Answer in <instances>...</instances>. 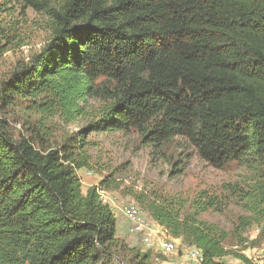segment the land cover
I'll use <instances>...</instances> for the list:
<instances>
[{
    "label": "trees",
    "instance_id": "1",
    "mask_svg": "<svg viewBox=\"0 0 264 264\" xmlns=\"http://www.w3.org/2000/svg\"><path fill=\"white\" fill-rule=\"evenodd\" d=\"M12 4L43 15L50 39L0 97L4 109L26 102L45 124L26 138L0 120V264H151L99 200V188L119 184L82 189L93 133L135 132L160 155L180 138L215 169L247 167L253 185L233 194L264 224V0H3L0 61L12 43L2 19ZM56 116L89 123L54 144L46 122ZM139 200L204 264L229 256L253 264L226 248L230 234L199 219L220 210L218 199ZM250 226L242 219L236 229L241 244Z\"/></svg>",
    "mask_w": 264,
    "mask_h": 264
},
{
    "label": "rangeland",
    "instance_id": "2",
    "mask_svg": "<svg viewBox=\"0 0 264 264\" xmlns=\"http://www.w3.org/2000/svg\"><path fill=\"white\" fill-rule=\"evenodd\" d=\"M3 0H0V4ZM7 25L11 45L9 51L0 61V97L4 83H8L13 72L31 62L42 52L50 39L47 19L35 13L32 9L25 12L18 5L9 6L2 13ZM0 105V120L5 121L16 137L31 138L34 130L45 126L42 116L30 111L26 102L18 101L15 105L2 108ZM89 121L80 120L69 124L59 117H53L46 122L52 132V142L61 143L67 137L76 135ZM89 146L85 148L90 156L91 168L78 172L83 180L86 171L92 172V177L102 181L108 178L119 184L115 190L109 191L120 203L135 202L141 205V199L148 202L181 200L188 207L200 193H206L211 198L218 199V211L201 214L199 219L230 234L226 248L236 253H243L256 264H264V224L258 225L253 214L246 209V202L233 194L238 189L249 191L255 180L253 172L238 163H231L223 169H215L203 162L196 151L184 139L177 138L166 145L163 152L156 154L146 146L142 138L135 132L124 133H93L89 136ZM177 170V172H176ZM178 171H181L178 173ZM143 208V206L141 205ZM147 218L150 214L142 209ZM242 219H249L251 226L243 235L247 242L241 244L236 229H239ZM135 232L134 225L129 223ZM157 226V224L154 222ZM260 228V233H256ZM159 229V228H158ZM160 234L177 246V253L165 256L157 249L149 250L138 236L136 246L140 253L151 254V264H194L189 253L192 245L183 238H173L168 232L159 229ZM224 264H244L233 256L222 260Z\"/></svg>",
    "mask_w": 264,
    "mask_h": 264
},
{
    "label": "built area",
    "instance_id": "3",
    "mask_svg": "<svg viewBox=\"0 0 264 264\" xmlns=\"http://www.w3.org/2000/svg\"><path fill=\"white\" fill-rule=\"evenodd\" d=\"M85 174L87 176H93V173L89 171H86ZM97 193L102 204L110 206L114 212H122L125 219L134 225L135 233L142 237V243L149 250L157 249L165 256H173L177 253L176 244L162 236L163 234H160V228L156 227L154 222L147 218L146 214L137 203H120L109 191L102 188H99ZM256 233H260V228H257ZM189 256L194 264H204L203 252L200 249L192 247ZM173 264L178 263L174 262ZM253 264L256 263L253 262Z\"/></svg>",
    "mask_w": 264,
    "mask_h": 264
},
{
    "label": "crops",
    "instance_id": "4",
    "mask_svg": "<svg viewBox=\"0 0 264 264\" xmlns=\"http://www.w3.org/2000/svg\"><path fill=\"white\" fill-rule=\"evenodd\" d=\"M100 179L92 176L83 175V180L81 179L82 189L87 192L90 188L97 186ZM118 222V234L121 239H123L129 246H136L138 236L129 227V222L125 219L122 212H115Z\"/></svg>",
    "mask_w": 264,
    "mask_h": 264
}]
</instances>
